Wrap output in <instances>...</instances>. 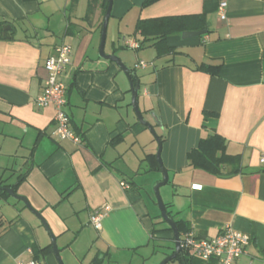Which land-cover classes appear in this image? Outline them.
Segmentation results:
<instances>
[{"label":"crops","instance_id":"0c3cea01","mask_svg":"<svg viewBox=\"0 0 264 264\" xmlns=\"http://www.w3.org/2000/svg\"><path fill=\"white\" fill-rule=\"evenodd\" d=\"M103 1L0 0V184L40 214L63 264H159L174 239L172 230H156L164 224L146 188V176L151 184L162 179L157 141L135 116L121 68L98 55ZM143 1L112 0L108 22L117 37L104 52L139 77L138 107L161 139L168 175L171 197L163 203L186 224L180 239L186 232L211 238L232 225L250 236L236 264H264V0H225L224 18L221 0ZM192 13H204L209 30L168 36L175 53L158 57L151 41L127 45L140 42L139 18ZM116 42L139 51L117 53ZM61 43L71 45L64 109L78 143L55 135L52 107L34 104L44 61ZM141 60L152 65L138 69ZM201 62L222 67L214 75L199 69ZM213 132L239 155L237 172L214 175L189 165L187 153ZM104 206L96 228L90 214ZM187 254L192 264H210ZM30 261L59 264L41 221L22 201L0 194V264Z\"/></svg>","mask_w":264,"mask_h":264},{"label":"built area","instance_id":"2783aa9c","mask_svg":"<svg viewBox=\"0 0 264 264\" xmlns=\"http://www.w3.org/2000/svg\"><path fill=\"white\" fill-rule=\"evenodd\" d=\"M226 1L221 0L218 5L220 18L225 17ZM127 45L136 48L138 43L128 41ZM71 45L61 43L55 49V54L48 56L44 61L46 77L41 93L34 99L37 107L50 106L54 115V133L61 139H70L74 143L79 142V136L70 127L69 117L64 109L66 105L67 86L63 75L70 62ZM145 61H138L135 67L149 65ZM259 162L264 164V154L260 156ZM123 185V183H121ZM108 206L95 209L91 212L89 222L96 228H100L104 210ZM250 236L248 233L226 225L217 235L211 238H198L191 232L184 233L180 239L181 249L191 254L193 257L210 264H236L237 259L246 252ZM213 261V262H211ZM19 264H35L33 261Z\"/></svg>","mask_w":264,"mask_h":264},{"label":"trees","instance_id":"16d2710c","mask_svg":"<svg viewBox=\"0 0 264 264\" xmlns=\"http://www.w3.org/2000/svg\"><path fill=\"white\" fill-rule=\"evenodd\" d=\"M157 0H144L142 6L151 4ZM107 0L103 1V7L105 9ZM208 20L204 13H192V14H178V15H166L158 17H150L145 19H137L134 27V33L141 36L140 42L137 48H140L144 42L151 41L150 45L155 48L156 56H164L170 53H175V48L168 45L167 37L170 35H180L183 31L187 30H209ZM203 35V34H202ZM222 67L221 62L217 63H204L201 62L198 65L199 69L207 71L210 74L217 75ZM189 165L202 169L211 174H221L226 170L228 173L237 172L240 170V157L237 154H229L226 151V141L218 133H211L207 137L201 138L197 147L192 148L187 153ZM264 171V167L261 169ZM1 186V184H0ZM0 194L7 195L5 191L0 190ZM166 211L168 215L173 219V214L170 210ZM160 222L164 224L163 228L156 229L157 231H169L171 228L158 214ZM174 223L179 231L182 233L187 230L185 222L181 220H174ZM181 259L182 264H192L193 259L188 256L184 249L176 256Z\"/></svg>","mask_w":264,"mask_h":264},{"label":"water","instance_id":"95a60500","mask_svg":"<svg viewBox=\"0 0 264 264\" xmlns=\"http://www.w3.org/2000/svg\"><path fill=\"white\" fill-rule=\"evenodd\" d=\"M111 5H112V0H108L107 1V6L103 15V19H102V23H101V30H100V42H99V46H98V55L102 58L105 59H110L114 62H116V64L121 68V70L123 71V73L125 74L128 83H129V89H130V93H131V107L135 113V116L137 118V120L144 124L146 127H148V129L153 133V135L155 136V139L157 141V149L155 152V158L157 160V163L159 165L160 171L162 173V179H160L159 181H157L154 186H153V191H154V195H155V199H156V204L158 206V209L160 211V216L162 217V219L169 225V227L172 230V235H173V239H174V250L171 254L167 255L159 264H165L166 262H168L171 259H174L180 252H181V243H180V234L179 231L173 221V219L170 217V215H168L167 211H166V207L161 199L160 193H159V188L164 185L167 182V171L163 168L162 164H161V160H160V148H161V139L160 137H158L151 124L143 117L139 107H138V90H139V85H140V81H139V77L137 75V73L135 72L134 69L128 67L127 65L124 64V62L115 54L113 53H105L104 52V42H105V36H106V28H107V23H108V19L110 17L111 14ZM209 24V23H208ZM207 32L206 29H201V30H187V31H183L181 33V37L182 38H188L191 36H197V35H202L205 34ZM0 190L5 191L6 193H8L12 198L18 199L20 201H22L25 206L34 213V215L41 221V223L43 224L44 228L46 229L47 233L50 236V242H51V247H52V252L54 254V256L56 257L57 261L59 264H63L62 260L59 256V252H58V248L56 246V242L54 239V236H52L44 222V220L41 218L40 214L37 211H34L30 208V206L28 205L27 201L24 199V197L17 195L12 187L9 186H0Z\"/></svg>","mask_w":264,"mask_h":264},{"label":"rangeland","instance_id":"374dc122","mask_svg":"<svg viewBox=\"0 0 264 264\" xmlns=\"http://www.w3.org/2000/svg\"><path fill=\"white\" fill-rule=\"evenodd\" d=\"M109 20V19H108ZM116 34H117V29H115L114 27H112L110 24H109V22L107 23V28H106V36H105V42H104V44L106 45V50L108 49V45L111 43L110 41H111V37H112V40H115L116 41ZM114 41V42H115ZM104 49V50H105ZM114 49L116 50V52L117 53H119L121 50L123 51V52H127V53H129V54H136L139 50H134V49H129V48H126V47H119L118 45H117V42H116V44L114 45ZM139 69V68H138ZM138 72H140V70H137ZM145 177V176H144ZM146 181H147V189L149 190V193L151 194V196H153L154 197V191H153V186H154V184H155V182L154 183H150V178L148 177V176H146ZM151 184V185H150ZM168 184H164V185H162L160 188H159V193H160V196H161V199H162V201L163 202H167L168 200H169V198L171 197L170 196V192H169V190H167L168 188ZM155 198V197H154ZM151 207L154 209V210H156V212H158L159 211V209H158V206H157V204L156 203H151ZM155 256H153V257H158V256H160L161 255V253L160 252H158L157 254H154ZM157 255V256H156ZM138 261H140V260H135L132 264H140V262H138ZM174 262V260H169L166 264H172Z\"/></svg>","mask_w":264,"mask_h":264}]
</instances>
